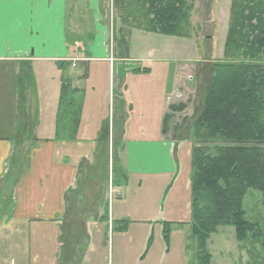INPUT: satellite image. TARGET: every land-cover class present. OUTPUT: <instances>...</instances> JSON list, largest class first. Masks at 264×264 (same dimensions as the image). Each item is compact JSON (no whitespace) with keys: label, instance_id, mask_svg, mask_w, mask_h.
<instances>
[{"label":"crops","instance_id":"crops-1","mask_svg":"<svg viewBox=\"0 0 264 264\" xmlns=\"http://www.w3.org/2000/svg\"><path fill=\"white\" fill-rule=\"evenodd\" d=\"M114 1L0 2V129L7 127L10 134L0 137V186L9 184L12 188L7 197L3 196V190L0 191V264L6 260L10 264H39L42 260L39 254L45 255V250L50 255L46 264H91L87 257L91 255L92 233L100 230L105 238L110 231L115 232L111 200L105 210L103 197H97V214L85 211L80 214V220L73 213L75 204L83 205L86 201L71 195L78 188L83 166L92 157L93 151H83L76 141L73 142L72 135H62L57 131L63 80L83 96L81 121L76 131L80 146L90 132L87 120L83 119L87 107V81L92 73H96L94 65L106 66L109 69V84H113L114 101L117 97L120 102V111L115 117L121 118L122 175L126 177L128 173L134 178L149 176L156 181L159 175L171 179L178 171L179 147L167 137L169 127H166V120L174 119L175 114L168 113L178 108L176 103L177 96H181L180 91H192L194 66L200 64L198 47L187 32H183L181 37L166 36L165 45L159 42L157 37L161 34L146 30L144 14L141 10L137 11L136 0L133 3L137 9L131 0H124V6L128 4L126 13L131 18L138 17L139 22L129 21L120 14L114 19ZM123 37L127 42V53L118 47V40ZM176 40H181V43ZM120 52L121 57L118 55ZM194 52L197 61L186 57V54ZM24 62L30 65L34 75L37 74V65H52L54 73H51L50 79L56 92L54 98L59 94L54 106L43 110L35 99V102L23 105L22 109L19 75ZM61 63L64 64L63 70L58 68ZM80 66L84 68L83 73L72 74V70ZM68 72L71 75L64 78ZM37 84L38 80L34 77L31 89L38 94ZM10 90L14 96L12 106L8 97L3 96V92ZM10 108L13 117L8 123L5 112L8 113ZM23 112L27 117L31 115L34 123L29 134L20 139V131L25 126ZM135 117L152 125L143 123L144 126L136 131L131 128ZM93 131L95 140L104 139L103 122ZM17 141L26 142L28 148L24 150L25 143L20 147L22 143L19 145ZM6 202L9 204L5 208ZM114 211L113 205V214ZM122 216L117 215L116 219L125 220ZM30 226H35V229L29 230ZM152 231L149 233L147 230L144 234L154 235ZM161 232L163 235L164 228ZM171 234L169 240L173 237ZM30 237L33 238L30 249L39 255L33 262L23 256V242L28 248L26 239ZM148 246L147 260L148 255L154 252L149 243ZM159 249H163L165 261L155 262L158 259L153 258L144 263L177 264L166 262L171 255L170 245L165 242ZM10 250L17 256H10Z\"/></svg>","mask_w":264,"mask_h":264},{"label":"rangeland","instance_id":"rangeland-1","mask_svg":"<svg viewBox=\"0 0 264 264\" xmlns=\"http://www.w3.org/2000/svg\"><path fill=\"white\" fill-rule=\"evenodd\" d=\"M116 1H114V19L120 14L129 21L139 22L138 17L131 18L130 14L126 13L129 10L128 4L124 6L126 10H121ZM133 1L131 0L133 5L137 4V11L141 10L143 12L144 9L140 2L136 0L134 4ZM186 1L191 5V19L190 22L182 27L183 32L189 33L195 40L196 47H198L200 53L199 60L195 52L191 55L186 54V57L190 56L192 61L198 60L200 64L197 67L196 65L194 66L193 82L196 83V86L193 83L192 91H180L181 96H177L178 102L176 105L183 106V109L178 110L180 108L178 106L176 111L170 110L168 113L169 115L174 113L175 116H171L174 118L173 120H168L169 126L167 124V127H169V130L167 137L173 141L176 147H179L177 153L178 171L172 178L170 177L171 179L164 175H159L155 181V179L152 180L153 177L134 178L129 177L127 173V181H125L122 177L123 167H121V158L123 157L121 152L122 142L119 139L122 129L121 121L119 120L120 116L119 118L115 117L118 116L120 111V102L117 97L116 101H114L113 84H109L108 67L94 65L96 73H92V77L87 81V107L83 119L87 120V128H90V132L83 138L82 146H80L81 141H77L78 135L74 136L73 142L76 141L77 146L82 147L85 152L92 150L93 155L83 166L82 173L79 176L80 183L77 185L78 188L71 195L74 198L79 197L86 201H84L83 205L75 204L73 213L78 215L77 218L79 220L81 219L80 214L85 213V211L97 214L96 198L101 199L103 197L105 210L107 206L109 208L111 200V217L114 215L115 219L113 221L115 226L114 233L110 231L105 238H103L100 230L92 233L90 242L91 255L87 257V261L91 264H146L144 262H149L153 258L158 259L155 262L165 261L164 251L159 249L161 244L163 246L165 244V239L161 232L165 222L173 223L171 229L173 237L171 234L172 239L169 240L170 244H168L172 248L171 255L166 259V262L196 264L195 242L191 238L190 226L175 224L188 223L191 219L192 149L197 143L190 130L193 121L203 107L205 92L208 87L207 79L210 77L208 74L207 78L206 72L211 70L216 61L223 59L224 44L230 24L232 0ZM111 5L113 8V3ZM140 23L142 24L141 21ZM111 24L113 28V22ZM157 40L164 44V40H167V37L160 35ZM176 42L181 43V40H176ZM52 68L49 63L37 65V68H35L37 74L34 77L39 83L36 86L39 93L37 94L35 90L30 88L25 96V105L35 102V99L43 110L46 107L54 106V103L56 104L59 94L54 98V93L56 94V92H54L50 79V75L54 71ZM83 70L84 68L80 66L77 69H73L72 74L80 75ZM195 72L197 73L195 74ZM68 74L69 76L71 75L68 72L64 78ZM4 95L8 97V103L12 106L14 104L12 91L3 92ZM7 111L9 114L5 112V116L7 117L6 121L9 123V120L13 117L12 108ZM31 111L35 112L34 109H31ZM29 120H32L31 115ZM100 122H103V127L105 128L104 136L108 133L109 136L105 137L104 140H95L93 130ZM143 123L148 126L152 125L149 121L135 117L131 128L137 131L141 125L144 126ZM9 135L7 127L0 129V137H8ZM24 143V150H26L28 144ZM24 143L22 142L20 147H23ZM116 162L117 165L119 164V168ZM2 190L4 197L9 196L10 192H12L9 184L0 186V191ZM8 204L6 202L4 207H8ZM113 205L115 206L114 214ZM244 207L250 221L264 224L263 194L250 191L244 201ZM117 215H124L122 217L125 220L116 219ZM122 224L124 228H122ZM28 229L33 230L35 226H30ZM152 229L154 235L149 236ZM147 230H149L148 236L144 234ZM31 241H33L31 237L26 239L28 248L23 242V256L30 258L31 262H33L36 257L39 255L41 257L42 255V260L39 264H46L50 256L49 253L45 250V255L39 254L37 256L30 249ZM148 243L154 248L153 251L155 253L158 252V254L150 253L147 260L146 253L150 248L149 246L147 248ZM207 248L212 255L211 264H264L262 237L258 240L250 239L247 242H238L233 227H220L218 232L213 234L208 240ZM152 254L156 255V257ZM9 255L17 256L11 250ZM3 263L10 264L8 260ZM17 264L19 263L17 262Z\"/></svg>","mask_w":264,"mask_h":264},{"label":"trees","instance_id":"trees-1","mask_svg":"<svg viewBox=\"0 0 264 264\" xmlns=\"http://www.w3.org/2000/svg\"><path fill=\"white\" fill-rule=\"evenodd\" d=\"M116 2L119 9L126 10L120 0ZM138 2L144 9L148 32L184 35L182 27L191 19L188 1ZM118 47L128 52L124 37L118 40ZM118 55L121 57V52ZM58 68L63 70L64 64H58ZM206 75L208 87L203 107L190 130L197 143L192 149L191 220L175 224L190 226L196 264H211L207 242L220 227H233L238 242L262 237L264 246V224L250 221L244 207L250 191L264 196V0H232L223 59L216 61ZM33 87L34 74L24 62L19 75L22 109L27 91ZM82 106V93L63 80L56 123L59 134L74 138ZM179 107L178 110L183 109ZM23 117L25 126L20 139L29 134L34 123L24 112ZM108 136L109 133L104 138ZM172 225L165 222L163 226L167 244Z\"/></svg>","mask_w":264,"mask_h":264},{"label":"water","instance_id":"water-1","mask_svg":"<svg viewBox=\"0 0 264 264\" xmlns=\"http://www.w3.org/2000/svg\"><path fill=\"white\" fill-rule=\"evenodd\" d=\"M124 4H125V3H124V0H120V6H121V7H124Z\"/></svg>","mask_w":264,"mask_h":264},{"label":"snow or ice","instance_id":"snow-or-ice-1","mask_svg":"<svg viewBox=\"0 0 264 264\" xmlns=\"http://www.w3.org/2000/svg\"><path fill=\"white\" fill-rule=\"evenodd\" d=\"M0 2H2V0H0Z\"/></svg>","mask_w":264,"mask_h":264}]
</instances>
